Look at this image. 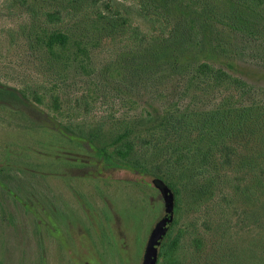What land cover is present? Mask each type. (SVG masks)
<instances>
[{
  "label": "rangeland",
  "instance_id": "374dc122",
  "mask_svg": "<svg viewBox=\"0 0 264 264\" xmlns=\"http://www.w3.org/2000/svg\"><path fill=\"white\" fill-rule=\"evenodd\" d=\"M103 1L109 0H81L64 9L66 0H0V83L25 89L33 104L86 130L98 121L113 128L149 106L175 102L179 80L173 72L161 66L153 77L134 71L144 51L125 28L108 35L93 31ZM179 5L187 13L205 7L211 17L222 18L203 23L198 59L264 87V37L251 34L246 15L235 13L229 0H169L162 15L177 20ZM54 9L69 11L62 12V26L70 33L92 31L88 60L70 61L71 56L59 62L42 48L34 28L59 29L40 18ZM29 115L21 119L0 109V264H142L151 231L167 215L156 178L108 166ZM225 193L218 184L192 183L173 194L172 224L161 247L179 237L177 264H264V234L240 222L248 202L236 198L225 207ZM221 222L228 231L217 230Z\"/></svg>",
  "mask_w": 264,
  "mask_h": 264
},
{
  "label": "trees",
  "instance_id": "16d2710c",
  "mask_svg": "<svg viewBox=\"0 0 264 264\" xmlns=\"http://www.w3.org/2000/svg\"><path fill=\"white\" fill-rule=\"evenodd\" d=\"M229 1L235 13L248 17L251 34L264 37V0ZM66 2L64 9L71 4L78 6L81 0ZM168 2L122 0L113 6L114 1H103V9L96 10L93 6L96 11L92 20L93 31L108 35L125 28L131 41L143 48L144 55L134 71L153 77L161 66L165 68L162 72H173L179 80L175 102L160 109L149 106L138 117L111 124L114 129L108 122L98 121L86 130L84 125L64 123L33 104L25 89L0 83V109L21 119L28 118L29 113L33 119L30 121L40 128L81 143L108 166L131 169L161 180L176 197L181 185L195 183L203 188L218 184L226 192L225 207L236 198L247 201L249 206L239 214L240 222L245 226L252 224L264 234V87L256 88L197 58L204 47L203 23L206 20L220 23L219 15L213 14L218 19L211 17L205 7L187 13V7L179 5V17L173 20L162 15L161 9ZM62 12L69 13L63 9L40 12L44 24L60 28L49 30L37 25L34 29L39 30L34 32L38 41L42 48L62 58L59 62H66L71 56L70 61L88 60L92 31L78 36L70 33L62 26L65 20ZM30 14L38 17L37 11L31 10ZM120 24L123 26L118 27ZM151 80L148 78V82ZM36 100L41 102L39 97ZM54 109L59 115L57 99ZM22 111L28 112L21 115ZM222 226V222L218 223L217 230H229L228 226L226 229ZM179 240L177 236L172 243L163 244L159 251L163 261L158 264L178 263ZM259 242L264 243L261 239Z\"/></svg>",
  "mask_w": 264,
  "mask_h": 264
},
{
  "label": "water",
  "instance_id": "95a60500",
  "mask_svg": "<svg viewBox=\"0 0 264 264\" xmlns=\"http://www.w3.org/2000/svg\"><path fill=\"white\" fill-rule=\"evenodd\" d=\"M156 187L164 193V201H165V210L167 215L160 220L154 229L151 231V234L149 236L142 264H158V258H159V250L161 247V244L166 237L171 224L172 219L170 214L173 212V202H174V196L167 188L166 184L162 182L161 180H155L154 181Z\"/></svg>",
  "mask_w": 264,
  "mask_h": 264
}]
</instances>
